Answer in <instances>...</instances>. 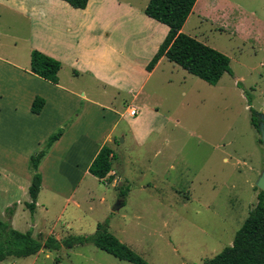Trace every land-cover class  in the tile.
Masks as SVG:
<instances>
[{"label": "rangeland", "instance_id": "obj_1", "mask_svg": "<svg viewBox=\"0 0 264 264\" xmlns=\"http://www.w3.org/2000/svg\"><path fill=\"white\" fill-rule=\"evenodd\" d=\"M208 1H199L184 32L228 55L232 72L213 85L165 60L134 104L146 103L141 123L125 117L115 133L113 168L124 181H101L92 174L75 179L85 168L79 154L88 155L82 149L85 138L80 139L72 153L79 167L74 165L72 174L47 173L34 211L27 206L32 201L27 188L0 190V220L10 221L12 207L13 227L43 240L90 237L107 222L110 232L151 264H206L233 243L256 206L264 168L261 134L251 122L252 109L264 110V0ZM3 16L1 29L18 26ZM17 49L24 53L22 41ZM136 129L147 133L141 143L133 138ZM121 133L127 134L125 142ZM68 147L64 144L65 151ZM122 188H129L126 205L114 210ZM0 264L134 263L87 242L69 249L44 247Z\"/></svg>", "mask_w": 264, "mask_h": 264}, {"label": "crops", "instance_id": "obj_2", "mask_svg": "<svg viewBox=\"0 0 264 264\" xmlns=\"http://www.w3.org/2000/svg\"><path fill=\"white\" fill-rule=\"evenodd\" d=\"M138 3L89 0L82 9L64 0H0V20L5 14L7 20L18 25L15 29L0 28V37L15 41L10 44L0 39V184L5 185L1 191H7L10 185L18 191L29 190L33 178L30 157L59 129H63L61 138L39 166L41 187L47 173L75 171L72 161L76 157L72 155L78 152L75 148L80 139L85 138L82 149L88 155L79 154L85 168L82 176L76 175L75 179L91 174L89 167L104 144L113 148L121 119L130 117L133 124L141 123L139 115L146 103L143 101L141 108L134 104L145 83L168 60L163 56L151 71L147 70L169 27L146 15L149 0L142 6ZM18 41L23 42L24 53L17 49ZM34 49L61 62L57 84L31 72ZM37 96L45 103L39 113H34L32 104ZM132 107L138 108L137 116L130 115ZM132 132L138 143L147 136L140 129ZM119 135L125 142L127 134ZM66 143H70L67 151ZM74 150L76 153L72 154ZM1 171H6V175ZM111 174L113 181H124L117 169L113 168ZM120 199L123 207L125 199ZM15 215L10 219L12 226Z\"/></svg>", "mask_w": 264, "mask_h": 264}, {"label": "trees", "instance_id": "obj_3", "mask_svg": "<svg viewBox=\"0 0 264 264\" xmlns=\"http://www.w3.org/2000/svg\"><path fill=\"white\" fill-rule=\"evenodd\" d=\"M75 8H85L89 0H64ZM197 0H149L145 13L149 17L166 24L168 34L158 51L147 66L151 71L159 60L166 56L169 61L180 65L189 73L198 76L210 84H217L226 73H231V59L223 52L205 44L185 33L183 27L193 12ZM61 62L45 53L34 49L31 52V72L51 83L59 82ZM45 100L37 96L32 104V111L39 113ZM251 122L258 128L259 118L256 110L251 111ZM63 129L53 133L39 151L30 157L29 167L33 178L29 187L31 202L27 206L34 211L41 189L42 175L39 166L53 144L62 136ZM116 154L111 146L104 144L89 167V172L101 181L112 182L114 176L113 160ZM129 188H122L124 198ZM256 206L249 212L242 227L236 232L233 243L222 249L206 264H264V191L260 190ZM11 209V210H10ZM10 207L8 214L13 215ZM108 223L99 224L96 232L90 236H68L59 239L53 235L43 238L33 236V231L15 229L10 221L0 220V261L10 256L28 257L35 255L44 247L47 249L73 248L78 244L94 243L98 248L115 257L134 264H151L129 245L122 242L108 230Z\"/></svg>", "mask_w": 264, "mask_h": 264}, {"label": "water", "instance_id": "obj_4", "mask_svg": "<svg viewBox=\"0 0 264 264\" xmlns=\"http://www.w3.org/2000/svg\"><path fill=\"white\" fill-rule=\"evenodd\" d=\"M256 115L259 118V122H258L257 125H258V130H259V132L261 134V141H262V143L264 145V110L262 112H257ZM256 186L260 190H263L264 191V168H263V170H262V172H261V174H260V176H259V178L257 180ZM122 205H123V200L120 199L116 203V205L114 207V210L120 209L122 207Z\"/></svg>", "mask_w": 264, "mask_h": 264}, {"label": "built area", "instance_id": "obj_5", "mask_svg": "<svg viewBox=\"0 0 264 264\" xmlns=\"http://www.w3.org/2000/svg\"><path fill=\"white\" fill-rule=\"evenodd\" d=\"M130 115L131 116H137L138 115V113H139V111H138V108H136V107H132L131 109H130Z\"/></svg>", "mask_w": 264, "mask_h": 264}]
</instances>
